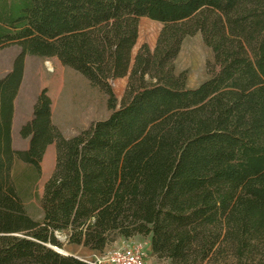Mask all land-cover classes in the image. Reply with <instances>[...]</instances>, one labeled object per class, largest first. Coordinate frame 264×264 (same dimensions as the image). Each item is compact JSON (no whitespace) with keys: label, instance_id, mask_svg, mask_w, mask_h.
Returning a JSON list of instances; mask_svg holds the SVG:
<instances>
[{"label":"trees","instance_id":"16d2710c","mask_svg":"<svg viewBox=\"0 0 264 264\" xmlns=\"http://www.w3.org/2000/svg\"><path fill=\"white\" fill-rule=\"evenodd\" d=\"M164 24L133 57L140 18ZM201 33L214 55L195 87L176 59ZM21 50L0 78V264H93L68 243L104 252L150 237L169 264L231 255L264 264V0H0V47ZM57 57L108 96L110 114L66 137L44 87L13 146L14 101L26 57ZM129 76L118 97L110 80ZM56 166L35 196L42 161Z\"/></svg>","mask_w":264,"mask_h":264},{"label":"rangeland","instance_id":"374dc122","mask_svg":"<svg viewBox=\"0 0 264 264\" xmlns=\"http://www.w3.org/2000/svg\"><path fill=\"white\" fill-rule=\"evenodd\" d=\"M163 26L162 22L148 17L140 18L139 37L133 49V57L144 44L148 45L151 51L154 50ZM20 50V46L15 43L0 47V78L11 70L13 60ZM213 62L212 49L206 45L202 34L196 33L184 40L181 52L176 59V69L178 72L187 71V85L195 87L210 76L214 68ZM27 69L30 78L35 79L37 84L44 83L48 88V93L52 98L54 121L60 125L66 137L76 135L80 130L89 128L97 120L109 116L111 111L107 94L100 87L92 85L89 79L79 71L63 65L56 57L28 56ZM128 81V75L110 80L118 97V106L125 95ZM55 166L56 155L48 154L44 159V174L35 188V196L27 200L30 213L37 219L42 217L38 198L42 196L46 181L53 174ZM137 236L138 238H135ZM137 236L128 238L126 242H120L116 246L123 243H139L146 250L150 245V237ZM58 237L64 244L63 248L57 247L58 249L71 252L77 247V244L68 243L65 233L58 234ZM147 261L149 264L170 263L169 259H159L156 256L150 260L147 256ZM203 264H234V258L231 255H225L224 258L207 260Z\"/></svg>","mask_w":264,"mask_h":264},{"label":"crops","instance_id":"0c3cea01","mask_svg":"<svg viewBox=\"0 0 264 264\" xmlns=\"http://www.w3.org/2000/svg\"><path fill=\"white\" fill-rule=\"evenodd\" d=\"M57 58V57H56ZM58 59V58H57ZM27 61L28 56L26 57V66H25V72H24V78L21 83L19 92L15 98L14 101V117H13V124H12V138H13V146L16 149H26L29 146V138H24L20 135V129L22 125L26 124L28 121H30L33 117V110L34 105L37 101V97L41 90L46 87L44 83L37 84L35 79H32L29 77L28 69H27ZM53 121H54V109H53ZM54 123L59 127V129L62 131L60 125L54 121ZM50 155H56V143H52L48 146L47 151L45 153L44 159L46 156ZM44 159L42 161V170L44 171ZM44 174V172H43ZM42 174V176H43ZM42 178V177H41ZM50 178V177H49ZM48 178V179H49ZM47 179V180H48ZM135 238H138L135 237ZM120 242H126V238H119L115 243L107 247V249L102 252L106 253L110 251L116 244H119ZM72 250V248H70ZM66 254L74 255L80 259L83 260H89L92 258L95 254H102L101 252H95L91 250L88 247H85L83 245H77L74 251L66 252ZM148 260L154 259L155 256L151 255L150 253V245H148V248H146ZM149 264V263H148Z\"/></svg>","mask_w":264,"mask_h":264},{"label":"built area","instance_id":"2783aa9c","mask_svg":"<svg viewBox=\"0 0 264 264\" xmlns=\"http://www.w3.org/2000/svg\"><path fill=\"white\" fill-rule=\"evenodd\" d=\"M93 264H148L147 252L139 243H123L87 260Z\"/></svg>","mask_w":264,"mask_h":264},{"label":"water","instance_id":"95a60500","mask_svg":"<svg viewBox=\"0 0 264 264\" xmlns=\"http://www.w3.org/2000/svg\"><path fill=\"white\" fill-rule=\"evenodd\" d=\"M61 238V237H60ZM59 252L63 253V254H66L63 250L61 249H58L57 247H55Z\"/></svg>","mask_w":264,"mask_h":264}]
</instances>
